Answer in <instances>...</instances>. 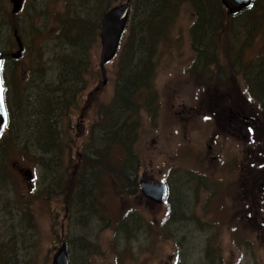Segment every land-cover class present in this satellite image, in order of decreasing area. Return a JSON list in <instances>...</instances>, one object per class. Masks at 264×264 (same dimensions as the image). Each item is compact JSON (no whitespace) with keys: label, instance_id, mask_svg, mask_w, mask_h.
<instances>
[{"label":"rangeland","instance_id":"rangeland-1","mask_svg":"<svg viewBox=\"0 0 264 264\" xmlns=\"http://www.w3.org/2000/svg\"><path fill=\"white\" fill-rule=\"evenodd\" d=\"M261 3L262 7L251 9L254 18L244 15L248 10L234 20L222 16L220 26L204 35L202 42L211 44L207 49L215 64L211 70L195 72L191 70L193 17L188 8L178 11L169 38L155 50L154 103L131 117L138 126L134 149L141 167L136 194L121 196L122 187L116 188L114 177L104 175L103 168L91 193L93 206L85 202L75 208L72 202L65 205L50 195L52 177L38 164L37 151L31 147L37 135H26L21 128L24 118L37 123L35 116L42 106L13 105L23 90L32 93L35 105L42 102L39 92L49 91L43 101L60 96L54 70L76 58L71 54L61 61L49 59L55 52L65 54L68 47L61 25L78 18L79 23L95 27L106 6L90 0H25L14 17L9 0H0L5 103L12 105L7 106L11 118L0 140V168L4 164L5 173V182L0 183V264H52L62 242L68 264H264V166L257 165L264 163V109L248 100L251 89L243 78L247 71L264 67V0ZM16 26L23 52L12 60L10 55L18 48L9 27ZM93 47L85 72L77 75L78 91L69 111L67 106L59 112L56 106H46L45 111L61 113L55 130L68 143L63 144L64 153L68 149L69 155L71 149V168L95 121L116 116L111 104L117 57L105 66L107 83L102 86L99 37ZM234 54L239 61L233 60ZM48 61L54 68L50 72ZM66 81L73 83L71 76ZM234 108L243 117L252 113L261 129L258 145L249 142L246 133L232 137L227 124L215 117L221 109ZM42 156L40 162L48 157ZM121 159L115 150L108 162L118 169ZM66 163L65 155L57 169ZM140 182L166 185V202L157 205L144 198Z\"/></svg>","mask_w":264,"mask_h":264},{"label":"trees","instance_id":"trees-1","mask_svg":"<svg viewBox=\"0 0 264 264\" xmlns=\"http://www.w3.org/2000/svg\"><path fill=\"white\" fill-rule=\"evenodd\" d=\"M90 1L95 5L106 6V12L116 6L121 0H115L111 3L110 0ZM254 5L262 7L261 0H254L250 10H248L250 13L247 11L244 14L248 18H254L255 16L254 11L251 10ZM184 8H188L193 17L190 41L194 51V65H192L191 70L194 72L204 69L211 70L215 64L214 61H211L214 58H210L211 55L213 57L212 52L209 53L207 49L211 44L204 45L202 42L205 41L204 35L209 36L215 27L218 28L220 26L221 18L224 14L225 16L223 17H226L227 13L221 7L219 0H130V17L127 31L115 60L116 68H118V78L115 82V95L111 104L113 106L111 113L116 116L100 118L95 121L91 127L92 134L78 146V153L72 168L70 167L73 162L71 149H69V155L68 149L67 153H64L63 144L68 143L62 142L54 129L56 119L61 113L53 115L52 112L45 113V111H47L46 106H56L57 112L61 110V106H67V111H69L74 94L78 91L77 75L85 72L88 58L94 48L93 45L98 42L100 21L99 23L97 22L95 27H90L85 22L79 23L78 18H73L70 24L63 23L61 25L63 28L61 33L67 39L68 47L65 54L63 52H55L49 59L51 63L55 60L61 61L71 54H75L76 58L73 64L68 63V66L66 64L60 70L55 69L58 82L56 90L60 96H57V99L52 98V101H48V99L43 101V97H46L49 91H45L43 94L39 92L38 98L42 97V102L39 105H35L31 100L32 93L28 90H23L16 94L17 97H15V104L13 105L42 106L38 110L39 113L35 116L37 123L29 124L28 120L24 118L22 119L23 126L21 128L26 132V135H37L32 138L31 147L38 152L35 153L38 155L36 157L38 164L46 170L50 178L52 177L50 195L55 194V200H63L65 205H70V202H72L75 208L85 202L93 206L91 193L97 187L96 180L99 172L103 173V168L107 169L104 175L114 177L113 183L115 187H122L121 196H133L136 194L138 173L141 167L140 159L134 149L138 138V126L131 121V117L133 114H138L137 112L141 108H146L154 103L155 96L151 91V76L154 71L153 60L157 55L155 50L159 43L169 38V31L174 24L175 17L178 11ZM103 14L99 15V20H101ZM206 14L209 15L208 20L206 19ZM236 18H239V16L233 17V20ZM17 28V26L15 28L9 27V36L12 37L14 31L17 32ZM262 28H264V24ZM69 31H73L74 34L70 36ZM89 40L92 42L90 43ZM7 47L8 49L11 48L10 45H7ZM233 60L239 61V56L234 54ZM51 63H46L47 70H54ZM239 67L245 68L248 66L240 65ZM3 71L4 69H2V74ZM46 71L45 74L47 73ZM115 74L117 75V73ZM70 76L73 83L66 81ZM243 78L251 89V91L246 93L248 100L264 109V67L260 66L257 70L250 72V74L247 71ZM5 106L12 105L5 103ZM259 112L263 113L262 111ZM9 114L8 122L9 117L11 118V112ZM253 121L256 122L254 118ZM104 123H106L105 130L102 129ZM251 128L253 130H250L247 139L253 144H259L261 129L257 123ZM258 132L260 133L258 134ZM0 140H2V137ZM115 150L119 151L122 156V162L118 169L111 167L108 162V157ZM42 155L48 156L44 162H40V157H44ZM65 155L68 156V164L66 163L64 167L63 165L59 166L60 169H57L58 161L62 160ZM4 177V164H2L0 168V183L5 182ZM79 209L82 210L81 206ZM3 247L5 249L7 245L3 244Z\"/></svg>","mask_w":264,"mask_h":264},{"label":"water","instance_id":"water-1","mask_svg":"<svg viewBox=\"0 0 264 264\" xmlns=\"http://www.w3.org/2000/svg\"><path fill=\"white\" fill-rule=\"evenodd\" d=\"M24 0H9L11 5V15H17L22 8ZM223 9L226 10L229 16H237L243 11L249 9L253 0H219ZM130 16L129 0L124 4L115 6L105 12L100 21L99 41H100V56H99V71L102 79V86L107 83V75L105 66L109 64L116 56L126 33L127 24ZM18 50L11 58L18 59L23 51L20 38L17 32L13 33ZM1 64L2 56L0 55V134L2 129L7 124V114L3 100V88L1 83ZM29 176V172H24ZM141 193L144 198L153 201L157 205L163 204L166 199L167 189L164 184H154L148 182L140 183ZM52 264H68L67 247L64 242L56 250L52 257Z\"/></svg>","mask_w":264,"mask_h":264},{"label":"flooded vegetation","instance_id":"flooded-vegetation-1","mask_svg":"<svg viewBox=\"0 0 264 264\" xmlns=\"http://www.w3.org/2000/svg\"><path fill=\"white\" fill-rule=\"evenodd\" d=\"M6 114L8 116V109L7 106H5ZM237 109L234 108L232 111L227 109H221L217 112L216 118L219 120L220 124H227V127L231 130L229 135L235 138H239L240 135L245 136L250 133V128L255 125V122L253 121V115L251 112H247L249 117L242 116L238 113H236ZM249 128H248V127ZM248 128V130H247ZM245 131V132H244ZM233 132V134H232ZM260 162H257V165L264 166V163L259 164ZM168 191V190H167ZM176 264V263H175Z\"/></svg>","mask_w":264,"mask_h":264},{"label":"bare ground","instance_id":"bare-ground-1","mask_svg":"<svg viewBox=\"0 0 264 264\" xmlns=\"http://www.w3.org/2000/svg\"><path fill=\"white\" fill-rule=\"evenodd\" d=\"M127 1V0H126ZM125 1V2H126ZM124 2V3H125ZM123 3V4H124ZM129 5H130V0H129ZM36 9V8H35ZM78 9V8H77ZM33 12V11H32ZM26 13V12H25ZM31 13V12H30ZM38 13H40L39 11H38ZM29 14V13H28ZM36 14H37V12H36ZM24 19V18H23ZM26 20V19H25ZM18 23H20V22H18ZM26 24V23H25ZM26 33H28L27 31H26ZM29 35H31V34H29ZM29 37H31V36H29ZM49 62V61H48ZM34 68V67H33ZM50 69V68H49ZM60 70V69H59ZM42 71H44V70H42ZM42 71H40V72H42ZM49 71V70H48ZM55 71V70H54ZM63 71V70H62ZM40 72H38V73H40ZM50 72V71H49ZM59 72V71H58ZM47 74H48V72H47ZM59 74V73H58ZM64 74V73H63ZM51 75V74H50ZM34 77V76H33ZM36 77V76H35ZM46 77V76H45ZM44 78V77H43ZM49 78V77H48ZM61 78V77H60ZM36 79V78H35ZM56 84V83H55ZM54 84V85H55ZM58 84V83H57ZM79 86V85H78ZM58 87V86H57ZM76 87V86H75ZM62 92V91H61ZM69 98V97H68ZM56 110V109H55ZM57 113V112H56ZM53 118V117H52ZM64 118V117H63ZM61 119V118H60ZM55 122V121H54ZM12 127V126H11ZM53 127V126H52ZM59 127V126H58ZM14 128H15V125H14ZM13 129V128H12ZM11 129V130H12ZM55 129V128H54ZM64 129V128H63ZM17 132V131H16ZM112 132V131H111ZM59 133V132H58ZM65 140V139H64ZM63 140V141H64ZM20 148V147H19ZM3 215V214H2ZM99 219V218H98ZM188 219V218H187ZM18 226V225H17ZM26 226V225H25ZM16 227V226H15ZM19 227V226H18ZM32 228V227H31ZM139 228V227H138ZM25 229V228H24ZM27 229V228H26ZM30 230V229H29ZM29 232V231H28ZM18 234V233H17ZM27 237V236H26ZM86 238V237H85ZM16 239V238H15ZM23 239V238H22ZM18 240V239H17ZM21 241V240H20ZM29 241V240H28ZM34 245V244H33ZM16 247V246H15ZM25 249H26V247H25ZM20 251V250H19ZM23 252V251H22ZM23 259V258H22ZM25 262H26V260H25ZM28 263V262H27Z\"/></svg>","mask_w":264,"mask_h":264}]
</instances>
